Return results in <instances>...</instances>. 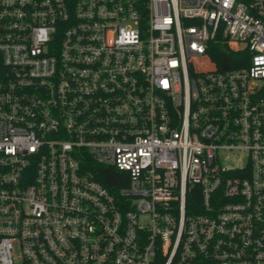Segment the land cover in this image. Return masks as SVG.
Here are the masks:
<instances>
[{
  "label": "built area",
  "instance_id": "obj_1",
  "mask_svg": "<svg viewBox=\"0 0 264 264\" xmlns=\"http://www.w3.org/2000/svg\"><path fill=\"white\" fill-rule=\"evenodd\" d=\"M0 264H264V0H0Z\"/></svg>",
  "mask_w": 264,
  "mask_h": 264
},
{
  "label": "trees",
  "instance_id": "obj_2",
  "mask_svg": "<svg viewBox=\"0 0 264 264\" xmlns=\"http://www.w3.org/2000/svg\"><path fill=\"white\" fill-rule=\"evenodd\" d=\"M227 52V46H225L224 44H218L213 49L212 55L215 60H220L223 57V53ZM94 171L96 172L97 179L108 188L117 189L127 184L125 180L123 181L127 174L125 172L119 171L114 167H99L95 168Z\"/></svg>",
  "mask_w": 264,
  "mask_h": 264
},
{
  "label": "water",
  "instance_id": "obj_3",
  "mask_svg": "<svg viewBox=\"0 0 264 264\" xmlns=\"http://www.w3.org/2000/svg\"><path fill=\"white\" fill-rule=\"evenodd\" d=\"M223 55H224V58H223L222 65H223V67L227 68L229 65L228 56L224 53H223Z\"/></svg>",
  "mask_w": 264,
  "mask_h": 264
}]
</instances>
